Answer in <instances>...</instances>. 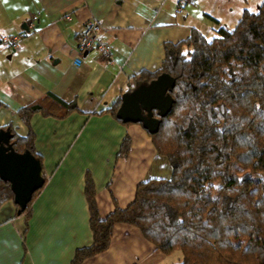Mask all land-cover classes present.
I'll return each instance as SVG.
<instances>
[{"label":"crops","instance_id":"crops-1","mask_svg":"<svg viewBox=\"0 0 264 264\" xmlns=\"http://www.w3.org/2000/svg\"><path fill=\"white\" fill-rule=\"evenodd\" d=\"M187 1L0 0V125L9 122L24 135L13 111L46 91L76 106L63 118L30 117L45 181L27 218L16 214L12 200L0 204V264H70L75 250L91 241L86 174L104 217L114 206L126 207L140 181L169 173L146 130L123 124L106 109L126 92L131 75L160 66L164 42L187 37ZM89 19L98 23L111 57L91 49L80 52L74 65L75 37ZM13 34L21 40L11 49L4 37ZM124 136L129 150L118 158ZM79 264L167 263L136 227L116 223L107 247Z\"/></svg>","mask_w":264,"mask_h":264},{"label":"trees","instance_id":"trees-1","mask_svg":"<svg viewBox=\"0 0 264 264\" xmlns=\"http://www.w3.org/2000/svg\"><path fill=\"white\" fill-rule=\"evenodd\" d=\"M163 51L160 66L131 75L126 91L160 73L174 81L171 107L158 117L157 131L148 134L168 176L140 181L126 207L114 206L100 217L86 174L91 241L75 250L70 264L103 251L116 223L136 227L165 255L177 250V264H264V0L253 11L244 9L231 29L218 27L205 39L190 28L186 38L164 42ZM119 103L120 96L106 109L114 117ZM74 110L73 100L46 91L13 111L24 135L9 122L0 129L12 135L15 152L28 150L41 165L30 117L63 118ZM128 150L124 136L116 156L125 157ZM40 188L18 215L28 217ZM6 200L12 192L0 179V204Z\"/></svg>","mask_w":264,"mask_h":264},{"label":"water","instance_id":"water-1","mask_svg":"<svg viewBox=\"0 0 264 264\" xmlns=\"http://www.w3.org/2000/svg\"><path fill=\"white\" fill-rule=\"evenodd\" d=\"M174 81L166 73H160L146 84H139L120 95L115 118L122 123H139L148 134L158 128V117H163L171 107L168 91ZM155 111L156 116L153 115ZM11 134L0 129V179L8 182L12 201L19 214L31 199L33 192L44 182L41 165L28 150L15 152L9 142Z\"/></svg>","mask_w":264,"mask_h":264},{"label":"rangeland","instance_id":"rangeland-1","mask_svg":"<svg viewBox=\"0 0 264 264\" xmlns=\"http://www.w3.org/2000/svg\"><path fill=\"white\" fill-rule=\"evenodd\" d=\"M262 0H194L184 2L190 28L198 30L205 39L215 35L216 29L222 26L231 29L244 9L253 11ZM182 7V8H183ZM169 168V167H168ZM169 172V170H168ZM168 176V173L167 175ZM180 254L177 250L166 255L167 264H177Z\"/></svg>","mask_w":264,"mask_h":264},{"label":"built area","instance_id":"built-area-1","mask_svg":"<svg viewBox=\"0 0 264 264\" xmlns=\"http://www.w3.org/2000/svg\"><path fill=\"white\" fill-rule=\"evenodd\" d=\"M183 0H180V3ZM32 19H35L33 16ZM100 29L98 23L95 20L89 19L82 26L81 31L75 37V47L77 50V54L73 57L72 63L74 65L79 64V53L82 51H87L91 49H96L101 58L109 60L111 57V49L110 46L105 42L100 40ZM5 42L11 49L17 47L18 43L21 40V35L13 34L7 35L4 37Z\"/></svg>","mask_w":264,"mask_h":264}]
</instances>
